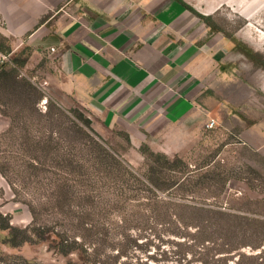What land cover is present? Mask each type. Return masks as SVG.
<instances>
[{
	"label": "rangeland",
	"instance_id": "obj_1",
	"mask_svg": "<svg viewBox=\"0 0 264 264\" xmlns=\"http://www.w3.org/2000/svg\"><path fill=\"white\" fill-rule=\"evenodd\" d=\"M94 2L85 0L83 6L104 10L105 6ZM185 2L212 14L238 38L264 52V0ZM120 3L119 14L127 11L124 5L128 2ZM0 4L13 17L12 1L0 0ZM44 4L45 15L67 11L64 3L45 0ZM158 6L157 0L150 5L153 12L159 11ZM182 7L184 18L179 16L170 25L185 37L186 61L165 69L168 91L175 93L170 99L182 97L187 105L177 126L156 118L152 132L130 131L129 140L127 129L103 127L96 114L65 89L61 74L65 68L56 65L58 56L51 47L32 53V63L21 70V76L30 78L37 91L0 89V109L19 111L20 125L29 129L30 137L40 139L39 144L50 134L53 137L49 152L45 156L38 152L37 169L31 168L22 153L17 133L0 137V164L6 171V175L0 172V210L9 213L13 223L36 222L67 231L86 241L103 264H264V69L236 51L230 37L222 31L210 34L202 18ZM169 12L172 21L176 14ZM19 18L10 20L12 27ZM3 27L1 12L0 30ZM199 39L201 46L195 45ZM175 57L170 58L177 61ZM6 95H44L37 103L43 112L52 99L53 126L36 116L29 102L13 98L18 106L7 108ZM74 108L91 120V129H75V113L70 111ZM211 119L216 122L208 127ZM10 123V116L0 111V134ZM144 143L172 159L178 155L186 164L170 166L160 160L152 166L154 158L140 150ZM102 147L115 159L109 156L103 161ZM153 167L167 187L155 188L145 179ZM205 171L209 176L199 182ZM213 175L227 177L226 185L214 182ZM182 180L184 184L177 186ZM203 207L226 212L220 214L223 217H212ZM211 222L231 231L225 236L224 232L197 233ZM2 248L16 256L6 259L11 264L23 263L21 258L67 262L46 241Z\"/></svg>",
	"mask_w": 264,
	"mask_h": 264
},
{
	"label": "crops",
	"instance_id": "obj_2",
	"mask_svg": "<svg viewBox=\"0 0 264 264\" xmlns=\"http://www.w3.org/2000/svg\"><path fill=\"white\" fill-rule=\"evenodd\" d=\"M11 1L16 9L13 17L1 4L0 11L5 18L1 31L17 40L13 52L27 44L33 47V54L53 48L56 65L65 68L61 71L65 89L96 114L103 127L125 128L131 135L130 131L138 129L152 132L156 118L180 124L187 105L182 97L170 99L175 93L168 91L165 69L186 61L185 37L170 25L179 16L184 18L181 4L157 0L159 11L153 12L150 5L154 0H127V11L119 14L121 0H94L105 6L99 11L85 8V0H46L67 4V11L40 23L47 12L45 0ZM164 2L170 3L164 7ZM170 10L176 14L172 21ZM16 15L20 18L12 27L10 20ZM199 41L195 45L201 46ZM173 55L177 61L170 58ZM179 55L182 61H178Z\"/></svg>",
	"mask_w": 264,
	"mask_h": 264
},
{
	"label": "trees",
	"instance_id": "obj_3",
	"mask_svg": "<svg viewBox=\"0 0 264 264\" xmlns=\"http://www.w3.org/2000/svg\"><path fill=\"white\" fill-rule=\"evenodd\" d=\"M184 6L185 8H188L192 11L194 15L199 16L202 18L209 26H210V34L211 32L215 31H222L226 36L230 37L235 42L234 49L238 52L243 53L250 61L253 62L254 65L261 67L264 69V52H261L257 49H255L251 44H249L247 41H244L240 38H238L234 31L227 28L226 26L222 25L218 21H216L212 14H204L197 10H195L193 7H191L188 3L185 2V0H174ZM1 16V12H0ZM49 15H45L40 23H42L46 18H48ZM13 40L14 38L12 36H8L4 34L0 30V89L3 92H16V90L19 89H27L28 91H37V87L35 83L27 77L21 76V70L25 67H27L30 63H32L31 55L33 53V47L31 45H25L22 49H20L17 53H13ZM202 42L199 41L198 44H201ZM2 56H5L4 58ZM9 96L8 101L5 100L4 104L7 106V108H15L14 105L18 106L15 101H13V98H17L18 100L29 102L34 108V111L36 116L44 117L47 119V123L51 124L53 126V100L48 99V106L46 111H42L40 108H38L37 103L44 97V95H6ZM8 109V110H9ZM0 111L3 114H6L10 116L11 123L9 128L3 132V134H0V137L2 135H10L14 136L16 133L18 135V142L21 145L22 153L24 155H27L28 162L31 165L32 169H37L39 166L38 163V152H41V155L47 154L49 149L52 147L53 144V137L50 134L46 140H41L42 143H40L39 140H35L29 135V129L25 126L20 125V118L17 117L19 114V111L17 113H11L9 111H5L0 109ZM71 112L75 113V118L72 120V124L74 125L75 129H78L77 131L81 132L83 128H92L91 127V120L80 110L77 109H71ZM22 112V111H21ZM127 139H130V135L128 132L125 133ZM103 148V147H102ZM104 149V148H103ZM140 150L145 154L147 157H153L152 163H150L152 166H156L158 164V161L162 160L163 163H168L170 166H176L177 164H186L184 159L178 155H175L173 159L169 157L165 152L161 151H153L149 148V146L144 143ZM105 154V158L103 157L102 160L104 161L107 159V157H111L113 160L115 157L113 155H108L107 150H103ZM31 160V161H30ZM112 160V161H113ZM25 161V162H27ZM45 162L41 161V164L44 165ZM153 168H149V171L145 173V179L150 181V184H153L155 188H163L167 187L162 185V181L164 180L163 177L160 175H156L157 171L152 170ZM0 172L4 175H6L5 169L0 164ZM151 174H150V173ZM208 172H201L200 176L201 179L199 182H203L206 180ZM220 179H217L215 175L212 176V180L214 182L222 183L223 187L226 185L227 177H223L221 175H218ZM195 177V176H194ZM192 177V179L194 178ZM165 182V181H163ZM198 183V181H197ZM165 184V183H164ZM184 182L177 181L178 185H183ZM203 210H208V213H211L212 217L220 216L225 214V210L218 208V207H203ZM224 213V214H222ZM201 230V232H210L213 234V232H224V236L231 231V228L228 226H218L215 222H211L203 227H199L197 233ZM40 241H46L49 243V246L55 250V252L60 253L63 256L67 257L66 264H103L102 261L99 259V257L96 256V253L93 252V250L89 247L88 244H86V241L83 239H78L76 237H72L68 234L67 231H63L61 229H57L55 226L47 225V224H38L36 222L28 224L26 226H20L18 224H15L11 221V215L9 213H4L0 210V264H11L6 259L9 257H16L15 255L11 253H7L4 251L2 246L7 247H19L22 246L25 243H34V242H40ZM226 251H231V249H228ZM242 256H246L245 254H241ZM260 256V255H259ZM250 257H255L251 255ZM23 260V263L20 261H16L17 263L12 264H55V263H40V262H33L30 261L27 258H21Z\"/></svg>",
	"mask_w": 264,
	"mask_h": 264
},
{
	"label": "built area",
	"instance_id": "obj_4",
	"mask_svg": "<svg viewBox=\"0 0 264 264\" xmlns=\"http://www.w3.org/2000/svg\"><path fill=\"white\" fill-rule=\"evenodd\" d=\"M215 119H211L209 122H208V124H207V126L208 127H212L214 124H215Z\"/></svg>",
	"mask_w": 264,
	"mask_h": 264
}]
</instances>
